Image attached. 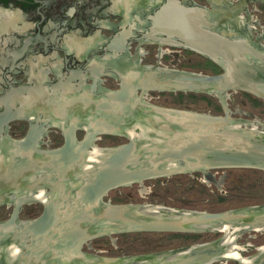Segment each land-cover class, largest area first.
I'll list each match as a JSON object with an SVG mask.
<instances>
[{"label":"flooded vegetation","instance_id":"1","mask_svg":"<svg viewBox=\"0 0 264 264\" xmlns=\"http://www.w3.org/2000/svg\"><path fill=\"white\" fill-rule=\"evenodd\" d=\"M214 34L239 41V54L261 64L264 0H0V264H21L19 253L25 241L17 238L15 231L20 232L22 225L38 217L57 192L52 177L57 174L56 168L66 164V158L61 157H75L85 169L94 167L100 157H111L113 148L134 137L131 128H152L141 120L153 114L148 105L197 111L192 105L204 99L212 110L221 113L197 112L224 113L218 96L212 93L165 88L172 83L185 87L186 79L191 82L198 75L224 71L219 62L197 50L213 44L217 47L219 42L212 41ZM197 65L207 70H198ZM233 92L263 103L264 112L260 96L244 90ZM226 93L225 99L232 101V91ZM233 110L246 115L243 109ZM128 113L140 114L133 118ZM234 118L242 119L238 120L241 125L264 130V123L258 119ZM230 169L260 170L232 166L179 173L193 178L200 173L202 182L216 183L214 174L226 172L221 173L222 181ZM161 177L133 183L145 192L147 187L158 185ZM133 183L108 189L101 200L136 206L139 213L163 217L205 211L130 202L121 190ZM14 210L12 229L6 232L4 224ZM222 224L223 228L195 232L123 229L97 236L107 237L108 248L94 237L83 244L81 251L97 264H159L202 243L198 238L211 231L219 234L204 242L221 236L222 254L230 259L206 264H238L241 260L227 254L228 250L251 261L264 252V240L256 241V234H264V225ZM225 225L229 229L225 230ZM140 232L168 233L163 235L178 244L157 249L159 245L144 243L145 247L134 253L125 250L122 238L130 240L133 233ZM14 245L17 251L12 249ZM84 246L90 251H83Z\"/></svg>","mask_w":264,"mask_h":264},{"label":"water","instance_id":"2","mask_svg":"<svg viewBox=\"0 0 264 264\" xmlns=\"http://www.w3.org/2000/svg\"><path fill=\"white\" fill-rule=\"evenodd\" d=\"M212 41L219 42L217 47L213 44L197 50L210 55L224 71L198 75L191 82L186 79L185 87L172 83L165 88L212 93L218 96L224 113L217 115L147 104L153 110L149 113L153 114L149 115L152 128L146 131L145 137L130 138L128 143L113 148L109 152L111 157H100V162L88 169L78 165L75 157H61L66 158V164L56 168L57 174L52 177L57 192L51 195L38 217L22 225L20 232L15 231L17 238L21 236L25 241V248L19 253L21 264H93L81 251L83 244L99 235L123 229L195 232L215 229L225 222L232 226L264 225L263 205L163 217L139 213L136 206L101 200L110 188L179 172L232 166L264 170V130L241 125L238 120H243L230 115L225 99L226 92L233 90L248 91L264 99V59L260 64L242 57L237 46L239 41L235 39L214 34ZM75 176L80 182L71 184ZM15 215L16 210L4 224L6 232L12 229ZM221 241L219 236L198 243L183 250L176 259L159 261V264H206L228 260L230 258L222 254ZM238 262L264 264V252L251 262Z\"/></svg>","mask_w":264,"mask_h":264},{"label":"rangeland","instance_id":"3","mask_svg":"<svg viewBox=\"0 0 264 264\" xmlns=\"http://www.w3.org/2000/svg\"><path fill=\"white\" fill-rule=\"evenodd\" d=\"M203 65L206 66L207 64L204 63ZM196 69L207 70L205 67L203 69L200 65H197ZM230 95L232 101L226 99V106L231 110L234 108L243 109L246 113L245 115L233 110V112L230 113L231 116L246 117V119H258L264 123V112L262 109L263 103H256V101H252L249 97L234 93L233 91ZM192 107V109L197 111H213V113H216L217 111L221 113V110L219 109L212 110L211 105L204 99H197ZM223 172L224 171H219V174H214L218 183H210L208 181L202 182L200 178L203 175L200 173L196 174V178L190 177L187 173H176L161 177V182L158 185L151 188L147 187L145 192L140 191L138 183H133L131 187H124L121 191L128 194V201L130 202H153L170 207L175 206L205 211H220L233 207L264 203V171L230 169L227 172L228 177L226 179L222 177L221 181V173ZM149 182L150 181L146 184L148 185ZM203 187L206 188V191L203 190ZM220 195L224 196L223 200L219 199ZM133 234L134 235L131 236L132 239L130 240H126V237L122 238V240H126H124L123 247L125 250L130 251V253H134L133 251L145 247L144 243H146L147 246L156 245L158 247L159 245L160 247H156L157 249H168L178 244V241L174 240L172 237L164 236L168 233L140 232L138 235H135V233ZM218 234V232H204L197 241H208L215 238ZM122 240L121 242H123ZM260 240H264V234H256V241ZM96 242L101 244L105 243L104 247L108 248L109 241L106 236L97 237ZM160 244L163 245L161 246ZM83 251L90 250L86 249L84 246ZM215 263L218 262H213L212 264ZM228 264H234V262H229Z\"/></svg>","mask_w":264,"mask_h":264},{"label":"bare ground","instance_id":"4","mask_svg":"<svg viewBox=\"0 0 264 264\" xmlns=\"http://www.w3.org/2000/svg\"><path fill=\"white\" fill-rule=\"evenodd\" d=\"M137 8V7H136ZM140 113H137V114H131V113H128L127 114V116L128 117H133V118H135V117H137V115H139ZM147 115H149V114H147ZM146 114H144L143 115V117H145V116H147ZM139 119H141V118H139ZM141 120H145V122L147 121V122H149L150 123V120H152V118L150 117V116H148L146 119H141ZM134 123H136V120H134ZM129 125H131L130 123H129ZM129 125H128V127H129ZM132 126V125H131ZM148 129H151V128H148ZM130 132V134H132L133 136H135V137H140V138H142V137H145L147 134H146V131L142 128V127H140V129L139 130H136L135 128H131V130L129 131ZM127 134H129V133H127ZM94 145V144H93ZM97 158V157H96ZM9 172V171H8ZM36 174V173H35ZM76 178H73V180H72V182H71V184H74V182L76 183L77 181L78 182H80L79 181V178L77 177V176H75ZM36 189H38V188H36ZM34 195V194H33ZM132 214L133 215H136L135 213H133L132 212ZM144 214V213H143ZM137 216V215H136ZM102 227L103 226H105V224H103V225H101ZM220 228H223V227H220ZM224 228H225V230H227V229H229L226 225L224 226ZM236 228H238V227H236ZM236 228H235V230H236ZM227 239H229V241H230V238H227ZM228 241V240H227ZM11 244H14V243H12L11 242ZM15 246V245H14ZM14 251H17V247L15 246L14 248H12ZM5 251V250H4ZM227 254L229 253L230 255H233V257H238V259L239 260H241V261H244V262H248L249 260H250V258L249 257H242V256H240V253L239 252H229V250L226 252ZM7 255V254H6ZM16 255V254H15ZM5 256V255H4ZM5 257H7V256H5ZM90 260V259H89ZM141 260V259H140ZM93 264H97V262H96V260H90ZM122 261V260H121ZM138 261V260H137ZM103 262V261H102ZM142 262V261H141ZM250 262H251V260H250ZM118 263V262H117ZM128 263V262H127ZM127 263H125V264H127ZM137 264H138V262H137Z\"/></svg>","mask_w":264,"mask_h":264}]
</instances>
